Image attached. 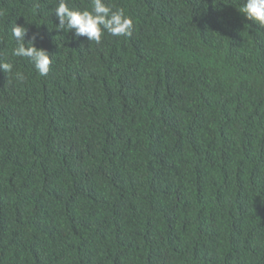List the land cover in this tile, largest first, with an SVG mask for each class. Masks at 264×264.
Returning a JSON list of instances; mask_svg holds the SVG:
<instances>
[{
	"label": "trees",
	"instance_id": "16d2710c",
	"mask_svg": "<svg viewBox=\"0 0 264 264\" xmlns=\"http://www.w3.org/2000/svg\"><path fill=\"white\" fill-rule=\"evenodd\" d=\"M59 2L0 0L26 77L0 70V264H264V26L243 0H104L134 30L95 44Z\"/></svg>",
	"mask_w": 264,
	"mask_h": 264
},
{
	"label": "clouds",
	"instance_id": "9594fccd",
	"mask_svg": "<svg viewBox=\"0 0 264 264\" xmlns=\"http://www.w3.org/2000/svg\"><path fill=\"white\" fill-rule=\"evenodd\" d=\"M91 10L77 11L70 9L66 0H60L55 8L58 19L57 31L71 32L76 38L86 37L91 43L100 44L105 33L115 37H131L134 30L133 19L125 14L123 8L113 10L104 0H90ZM238 10L246 19L264 26V0H243ZM16 46L12 49L13 57H23L30 61L41 77L47 76L52 64L51 54L44 48L36 46L38 34H33L25 42L28 28L15 23L11 29ZM14 64L0 60V70L12 73L19 82L25 81L22 72L13 73Z\"/></svg>",
	"mask_w": 264,
	"mask_h": 264
}]
</instances>
